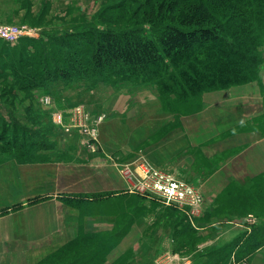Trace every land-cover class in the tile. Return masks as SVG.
Instances as JSON below:
<instances>
[{
	"label": "crops",
	"instance_id": "obj_1",
	"mask_svg": "<svg viewBox=\"0 0 264 264\" xmlns=\"http://www.w3.org/2000/svg\"><path fill=\"white\" fill-rule=\"evenodd\" d=\"M86 89L60 88L57 96L66 105L85 104L93 118L106 114L96 151L82 145L77 134L53 127L45 136L41 131L51 149L33 152L26 160L0 153V264H29L86 231L83 223L97 220L86 211L88 204L128 200L130 183L118 168L121 163L146 162L196 187L204 201L197 219L202 228L190 227L181 211L158 197L141 196L143 210L123 239L111 244L108 259L146 239L155 243L154 251L158 242L174 250V242L201 237L205 248L180 252L187 256L180 255L178 264H221L214 251L244 232L226 224L240 217L231 211L257 212L253 227L264 222V53L257 80L203 92L175 111L163 107L152 86L123 82ZM70 196L79 200L75 207L64 204ZM107 218L114 223V214ZM242 260L264 264V246Z\"/></svg>",
	"mask_w": 264,
	"mask_h": 264
},
{
	"label": "trees",
	"instance_id": "obj_2",
	"mask_svg": "<svg viewBox=\"0 0 264 264\" xmlns=\"http://www.w3.org/2000/svg\"><path fill=\"white\" fill-rule=\"evenodd\" d=\"M143 4L147 8L143 14L149 20L154 17L157 31L87 28L55 33L46 40L24 36L18 45L0 42V74L11 78V91L26 94L57 81L154 85L163 107H171L174 95V111L186 108L203 92L258 79L264 0H143ZM31 127L2 122L0 153L29 158L47 148L42 134L35 135ZM241 238L242 234L215 250L216 263L227 264L233 251L235 261L248 259L263 247L264 222ZM236 244L241 246L235 251Z\"/></svg>",
	"mask_w": 264,
	"mask_h": 264
},
{
	"label": "rangeland",
	"instance_id": "obj_3",
	"mask_svg": "<svg viewBox=\"0 0 264 264\" xmlns=\"http://www.w3.org/2000/svg\"><path fill=\"white\" fill-rule=\"evenodd\" d=\"M109 5L111 8L105 10V7ZM146 9L143 0H0V25L30 29L36 33L33 37L34 39L42 38L44 40L55 33L80 31L87 28L113 30L137 28L141 31H157L156 24L152 22L154 17L149 20V17L143 14ZM0 42L9 43L10 45L19 44V41L11 43L4 39H0ZM261 49L264 53V44L261 46ZM10 83L11 78L9 76L2 77L0 74V125L2 122H8L19 123L28 127L32 126L30 129L37 136L41 134L42 130H45L44 136L47 135L54 127L64 134H77L79 142L82 145L89 150L96 151L99 126L106 118V114L101 113L93 118L90 116L85 104L66 105L64 101L58 99L57 95L60 88H68L75 92L79 88L88 90L86 88L105 83L99 82L90 85L86 81H77L64 84L61 81H57L47 88L34 89L27 94L16 90L11 91L9 88ZM145 86H152L155 89L154 85ZM42 95L49 97L50 105L42 102L40 98ZM170 100V106L174 108V95H170ZM56 102L60 105H57ZM41 109L46 112H43ZM55 113H59L61 118L64 117L65 122L70 117H76V119L80 120L87 117V125L93 132H85L82 127H74L65 132L60 125L53 122L54 116L56 119ZM101 115H103V119L97 122V118ZM43 116L46 118L44 120L46 123L44 124L45 129H42L40 126V121L44 118ZM52 147L53 145L47 142V148L43 149L48 150ZM13 155L18 156V154ZM20 158L26 160V156ZM123 164L125 163H121L118 168ZM127 193L130 195L128 200L116 197L113 203H101L102 199H99L95 206L88 204L85 207L86 211L89 212V215L90 213H94L95 217L97 216V220L93 221L91 225L83 223L86 226L87 232L80 231L77 236L71 237L66 243L55 245L41 255L39 254L40 256L30 261L29 264H162L170 256L174 258L185 255L183 253L180 254V252L189 253L192 250L191 248L197 251L205 248L206 245L201 240V237H196L185 244L174 242V250L170 247V244L163 245L158 242L159 250L154 249L153 251L151 246L156 247L155 243L149 242L146 239L142 243L137 242V244L117 259L111 260V258H106L111 244L120 242L123 239L127 232L125 229L128 224L137 220L139 209L143 210L140 206L142 197L138 193L129 191ZM78 201L74 199V196L64 198V204L69 208L78 205ZM164 205L180 212V210L170 205ZM106 208H108V213H106ZM237 211L239 210L235 209L231 212L240 215V217L226 221V224L234 231L242 228L241 222L252 219L258 214L252 210L240 214ZM110 214H114V223L107 218ZM84 215H86L85 212ZM182 215L186 218L183 212ZM198 218L194 220V224L187 218L185 221L192 228L200 230L202 227L197 223ZM82 221H84V218ZM240 246L241 244H236L234 250H238ZM151 250L155 253L154 255L151 253ZM234 253L233 251L228 264H236L232 261Z\"/></svg>",
	"mask_w": 264,
	"mask_h": 264
},
{
	"label": "built area",
	"instance_id": "obj_4",
	"mask_svg": "<svg viewBox=\"0 0 264 264\" xmlns=\"http://www.w3.org/2000/svg\"><path fill=\"white\" fill-rule=\"evenodd\" d=\"M24 35L35 36L36 33L30 29H22L17 26L0 25L1 39L15 43ZM40 98L43 103L50 105V99L48 96L42 95ZM54 115H56V119ZM54 115L52 119L53 122L60 125L65 132H68L74 127H82L83 130L88 133L93 132L87 125V117L83 120L76 119V117H70L68 121L65 122L64 117L61 118L59 113H55ZM102 119L103 115L99 116L96 121L100 122ZM120 172L125 180L130 183L128 187L129 192L138 193L141 196L153 195L158 197L164 202V204L182 211L192 224H194L196 218L202 215L204 203L199 190L184 181L174 179L164 170L155 168L146 162H138L135 166L128 163L121 165ZM255 221L256 217L247 219L241 222V226L249 232L251 226L255 224ZM179 261V257L172 258L170 256L168 260L162 264H178ZM242 263L246 264L245 261Z\"/></svg>",
	"mask_w": 264,
	"mask_h": 264
}]
</instances>
